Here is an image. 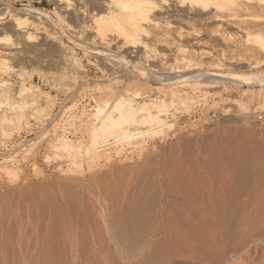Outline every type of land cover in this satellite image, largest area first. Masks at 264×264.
Segmentation results:
<instances>
[{
    "label": "rangeland",
    "instance_id": "1",
    "mask_svg": "<svg viewBox=\"0 0 264 264\" xmlns=\"http://www.w3.org/2000/svg\"><path fill=\"white\" fill-rule=\"evenodd\" d=\"M73 2L90 10L93 0ZM0 4L63 21L60 29L42 20L52 38L19 45L3 76L12 99L21 86L39 95L47 118H31L19 132L0 126V264H264V85L226 86L217 90L226 101L216 106L212 98L206 106L176 104L174 123L148 136L141 152L116 155L108 147L101 153L110 156L90 168L57 172L49 145L59 135L51 126L70 131L74 146L86 144L94 104L82 96L97 98L106 63L71 44L90 42L85 22L54 0ZM64 82L74 88L71 98Z\"/></svg>",
    "mask_w": 264,
    "mask_h": 264
},
{
    "label": "bare ground",
    "instance_id": "2",
    "mask_svg": "<svg viewBox=\"0 0 264 264\" xmlns=\"http://www.w3.org/2000/svg\"><path fill=\"white\" fill-rule=\"evenodd\" d=\"M54 1L85 22L82 30L90 42L70 38L71 44L83 58L89 55L106 63L101 70L106 84L97 87V98L82 96L94 104L86 121L91 127L86 144L74 146L67 138L70 131L57 123L51 126L59 135L49 145L57 172L70 173L82 164L90 168L95 160L110 156L108 151L101 153L108 147H115L116 155L141 152L148 136L174 123L176 104L197 99L206 106L212 98L216 106L226 101L217 91L226 86L264 85V17L251 14L264 10V0H93L90 10L77 8L73 0ZM42 20L59 28L63 23L27 6L0 4V126L5 127L4 133L29 127L31 118L37 123L47 118L39 95L21 86L14 100L11 84L3 79L12 69L10 62L19 45L52 38ZM251 23H257L258 31L253 32ZM248 45L250 49L241 48ZM69 60L72 67L80 66L78 59ZM230 66L257 73L237 75ZM69 83L61 84L67 97L74 89ZM45 102L51 105L47 95Z\"/></svg>",
    "mask_w": 264,
    "mask_h": 264
}]
</instances>
